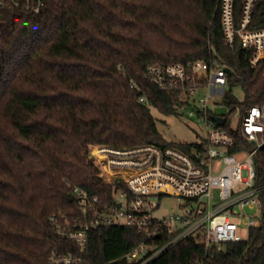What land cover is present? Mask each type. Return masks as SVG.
<instances>
[{"label":"trees","instance_id":"1","mask_svg":"<svg viewBox=\"0 0 264 264\" xmlns=\"http://www.w3.org/2000/svg\"><path fill=\"white\" fill-rule=\"evenodd\" d=\"M241 11L236 0L238 25ZM249 27L264 28V0ZM253 54L240 39L226 43L218 0H45L39 12L0 4V264H51L54 250L78 251L56 231L84 221L73 188L105 201L114 191L95 181L98 168L85 146L193 144L159 131L151 108L170 115L186 102L179 90L148 81L153 64L202 60L228 68L223 102L230 110L219 114L224 124L211 121L250 146L231 120L264 105V61L252 67ZM143 93L149 104L139 100ZM254 162L255 182L263 186L264 146ZM261 202L262 224L248 239L208 251L184 240L150 264H264V189ZM144 239L132 226L93 227L83 264H129L123 256Z\"/></svg>","mask_w":264,"mask_h":264},{"label":"built area","instance_id":"2","mask_svg":"<svg viewBox=\"0 0 264 264\" xmlns=\"http://www.w3.org/2000/svg\"><path fill=\"white\" fill-rule=\"evenodd\" d=\"M257 1L242 0L238 25L236 0H218L226 43L234 47L240 39L244 48H253L250 62L254 68L264 61V28L249 27ZM6 2L25 5L34 12L45 5V0H0V4ZM146 78L161 90H179L186 105L195 106L188 115L203 119L206 135L188 150L152 143L123 148L85 146L96 153L94 160L85 150L98 168L95 181L114 186V191L105 201L85 187L73 188L84 221L57 225L56 231L74 241L78 251L54 250L49 256L51 264H83L88 232L93 227L132 226L143 231L145 239L123 258L129 264H150L181 241L189 240L206 251L221 249L224 243L248 239L250 230L262 224L264 185L255 182L254 157L264 146V105L245 110L238 125L232 126H240L250 143L244 146L211 121L212 114L219 115L214 107L221 103L218 98L224 97L228 84L225 67L202 60L153 64ZM135 85L132 82L131 86ZM139 100L150 103L144 93ZM165 196L178 199V211L162 213ZM247 208L254 213H248ZM51 219L55 221L56 217Z\"/></svg>","mask_w":264,"mask_h":264},{"label":"rangeland","instance_id":"3","mask_svg":"<svg viewBox=\"0 0 264 264\" xmlns=\"http://www.w3.org/2000/svg\"><path fill=\"white\" fill-rule=\"evenodd\" d=\"M204 95V91L202 92ZM234 93L238 99L242 100L244 98V92L241 87H234ZM214 107L217 114H226L229 112L230 108L223 102ZM222 99V100H221ZM190 108L195 106L184 105L175 114H164L160 112L156 107H152V113L156 118L157 126L161 134L168 140L179 142V143H194L200 141L206 135V127L203 119L195 117H190L188 111ZM240 120L239 111L232 117V126H237ZM156 200V198H154ZM179 201L177 198L172 196H165L161 201V210L163 214H169L173 211H178ZM248 213H254V210L247 208Z\"/></svg>","mask_w":264,"mask_h":264},{"label":"water","instance_id":"4","mask_svg":"<svg viewBox=\"0 0 264 264\" xmlns=\"http://www.w3.org/2000/svg\"><path fill=\"white\" fill-rule=\"evenodd\" d=\"M226 70H227V72L230 71L228 68H227ZM211 118H212L215 122H217V123H219V124H224L225 121H226V118H225L224 116H221V115L212 114V115H211Z\"/></svg>","mask_w":264,"mask_h":264},{"label":"bare ground","instance_id":"5","mask_svg":"<svg viewBox=\"0 0 264 264\" xmlns=\"http://www.w3.org/2000/svg\"><path fill=\"white\" fill-rule=\"evenodd\" d=\"M90 153L92 154L93 157L96 158V153H95V151L93 149H91Z\"/></svg>","mask_w":264,"mask_h":264}]
</instances>
